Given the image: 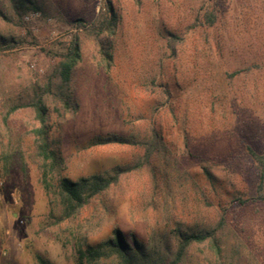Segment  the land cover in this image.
<instances>
[{"label":"rangeland","instance_id":"1","mask_svg":"<svg viewBox=\"0 0 264 264\" xmlns=\"http://www.w3.org/2000/svg\"><path fill=\"white\" fill-rule=\"evenodd\" d=\"M31 10L0 33L18 44L0 50V264H76L74 243L97 245L120 229L127 239L177 246L180 231L214 227L225 217L227 257L264 264V188L254 154L264 153V0H30ZM112 7L116 26L97 35ZM27 16H31L26 20ZM82 60L71 90L74 109L51 113V140L73 181L143 159L73 220L59 218L34 157L31 109L5 123L11 104L44 87L72 37ZM136 144L91 145L97 137ZM140 143V144H139ZM207 245H193L184 264H210Z\"/></svg>","mask_w":264,"mask_h":264},{"label":"trees","instance_id":"2","mask_svg":"<svg viewBox=\"0 0 264 264\" xmlns=\"http://www.w3.org/2000/svg\"><path fill=\"white\" fill-rule=\"evenodd\" d=\"M30 0H0V19L12 23L16 18L31 10ZM108 19L100 26H86L82 20L76 21V26L92 29L97 35L99 54L104 62L110 65L112 55L100 36L105 32L112 34L116 26V16L112 7L106 8ZM18 42L14 38H7L0 33V50L14 47ZM56 66L53 67L44 87H33V97L29 100L11 104L7 107L4 122L7 123L11 115L20 109H31L34 114L35 126L32 129L34 141V157L39 164L40 181L54 205L61 208L59 218L73 220L89 202L108 191L120 181L121 177L136 167L151 162L152 155L159 149V136L154 134L152 139L144 141L146 152L142 160L125 167L118 166L111 172L102 175H92L73 181L64 175L66 161L56 150L51 140V113L63 114L73 110L74 100L71 90L72 76L82 60L81 46L78 37H72L65 46ZM122 137H97L91 145H106L112 143L136 144ZM140 144V143H139ZM14 154L2 153L0 160L4 175H9ZM259 173V189L264 188V153L254 154ZM225 217H221L216 226L200 231L177 230V246L173 249L166 245L159 247L148 245L135 236L127 239L120 229H115L106 241L90 245L85 238H78L74 243L76 264H184L188 258L189 249L193 245H207L210 250V264H239L243 255L236 254L235 259L226 256L223 243ZM38 264H52L36 255Z\"/></svg>","mask_w":264,"mask_h":264},{"label":"built area","instance_id":"3","mask_svg":"<svg viewBox=\"0 0 264 264\" xmlns=\"http://www.w3.org/2000/svg\"><path fill=\"white\" fill-rule=\"evenodd\" d=\"M30 18H31V16H27V17H26V20H29Z\"/></svg>","mask_w":264,"mask_h":264}]
</instances>
